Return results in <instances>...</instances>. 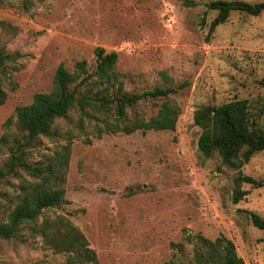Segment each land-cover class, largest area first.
<instances>
[{"label":"rangeland","instance_id":"374dc122","mask_svg":"<svg viewBox=\"0 0 264 264\" xmlns=\"http://www.w3.org/2000/svg\"><path fill=\"white\" fill-rule=\"evenodd\" d=\"M215 0H0V167L13 153L29 163L58 164L65 201L45 208L41 223L63 216L97 254L79 264H200L198 235L234 242L245 264H264V230L245 210L264 216V185L243 183L247 195L233 202L239 170L264 180V150L240 169L219 153L199 150L195 111L248 99L264 127V11H231L211 29ZM230 1V0H229ZM258 3L264 0H244ZM117 52V77L95 76L78 96L114 98L156 87L167 96L127 106L76 104L56 118L49 134L28 141L16 110L39 92H50L58 67L98 65L96 49ZM78 82V81H77ZM74 84H72V87ZM180 113L174 129L127 132L137 120L157 116L164 103ZM37 181L19 167L0 180V221L19 201L21 183ZM54 183V182H53ZM29 224L0 238V264H70Z\"/></svg>","mask_w":264,"mask_h":264},{"label":"trees","instance_id":"16d2710c","mask_svg":"<svg viewBox=\"0 0 264 264\" xmlns=\"http://www.w3.org/2000/svg\"><path fill=\"white\" fill-rule=\"evenodd\" d=\"M209 8L219 11L212 22L211 29H213L225 22L230 12L234 10L252 15L261 14L264 11V1L250 3L244 0H215L209 4ZM96 54L98 65L94 72H88L84 60L75 64L74 72L61 64L56 71L52 90L36 93L30 104L17 108V122L19 127L26 131L28 141H32L38 135L49 134L54 120L63 117L76 104H91L93 101H99L103 107L104 104L116 102L120 117H124L127 106L177 91L174 88L156 87L141 93L123 94L114 98L80 97L79 86L87 82L88 77L95 76L106 82H111L117 77L115 71L117 52L107 53L104 48L99 47L96 49ZM11 57L12 54L0 52V68ZM5 98L0 81V103H4ZM179 113L176 106L166 102L157 116L148 121L137 120L132 126L125 128L127 132L137 129H174ZM194 121L202 130L198 146L205 157H211L217 152L225 164L240 169L254 153L264 150V127L252 115L248 99H234L220 105L202 106L195 111ZM19 167L37 181L26 180L21 183L19 201L9 213L7 220L0 221V238H12L21 225L29 224L33 229L41 232L46 242L56 251L69 252L70 264L96 262L97 254L89 246L85 235L62 215L53 221L45 219L41 223L38 222L43 209L65 201L66 191L61 185L62 172L59 165L32 164L22 159L21 155L13 153L6 165L0 167V180L14 174ZM236 183L237 187L232 197L234 203L240 202L247 195V190L242 189L243 183H251L259 187L264 185V180L245 175L239 170ZM245 212L256 227L264 230V216L251 210ZM198 238L202 244L201 249L197 250L200 264H245L244 259L238 255L233 241L223 236L217 237L214 241L201 235H198Z\"/></svg>","mask_w":264,"mask_h":264}]
</instances>
